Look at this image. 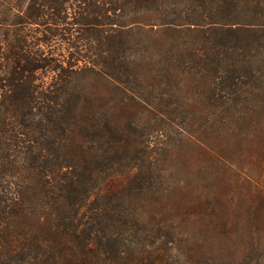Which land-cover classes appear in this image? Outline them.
I'll return each instance as SVG.
<instances>
[{
	"label": "trees",
	"instance_id": "obj_1",
	"mask_svg": "<svg viewBox=\"0 0 264 264\" xmlns=\"http://www.w3.org/2000/svg\"><path fill=\"white\" fill-rule=\"evenodd\" d=\"M0 264H264V0H0Z\"/></svg>",
	"mask_w": 264,
	"mask_h": 264
},
{
	"label": "rangeland",
	"instance_id": "obj_2",
	"mask_svg": "<svg viewBox=\"0 0 264 264\" xmlns=\"http://www.w3.org/2000/svg\"><path fill=\"white\" fill-rule=\"evenodd\" d=\"M59 60H66V59H59ZM125 179L122 176H118L113 178L112 180H108L105 183H103L101 185V189L107 188V187H113V186H117L118 184H120L121 182H123Z\"/></svg>",
	"mask_w": 264,
	"mask_h": 264
}]
</instances>
